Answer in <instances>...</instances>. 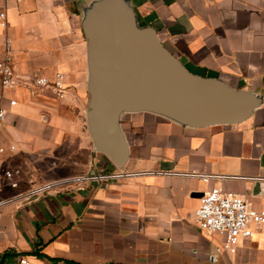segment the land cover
<instances>
[{"label":"crops","instance_id":"0c3cea01","mask_svg":"<svg viewBox=\"0 0 264 264\" xmlns=\"http://www.w3.org/2000/svg\"><path fill=\"white\" fill-rule=\"evenodd\" d=\"M91 0H0V59L21 74L64 76L66 93L3 90L0 200L24 186L63 182L37 200L0 207V264H264V224L234 254L196 220L200 194L222 187L264 211V0H129L140 27L194 75L262 97L245 121L190 128L151 113L122 115L133 176L66 182L116 169L86 126L87 42L79 5ZM16 100L10 106L8 100ZM11 146L15 149L11 150ZM223 176L209 182L191 175ZM217 249L219 251H217ZM211 256L215 259L211 262Z\"/></svg>","mask_w":264,"mask_h":264},{"label":"water","instance_id":"95a60500","mask_svg":"<svg viewBox=\"0 0 264 264\" xmlns=\"http://www.w3.org/2000/svg\"><path fill=\"white\" fill-rule=\"evenodd\" d=\"M79 8L87 42L86 126L95 152L114 168L124 170L129 156L124 114L206 128L241 123L262 104L259 95L189 72L153 28L138 25L129 0H91Z\"/></svg>","mask_w":264,"mask_h":264},{"label":"built area","instance_id":"2783aa9c","mask_svg":"<svg viewBox=\"0 0 264 264\" xmlns=\"http://www.w3.org/2000/svg\"><path fill=\"white\" fill-rule=\"evenodd\" d=\"M6 1V0H5ZM20 2L21 0H15ZM211 2L212 0H205ZM6 6L0 4V23L6 25ZM10 42H6V55L0 59V84L3 90L25 89L31 95H37L50 90L57 99H63L66 93L64 76L56 73L53 78L41 74H21L15 70L10 56ZM3 95L0 94V122L6 118L7 110L3 106ZM10 106L16 105V100H8ZM11 150L15 147L11 146ZM0 151H3L0 149ZM124 170H103L90 174L76 176L67 180L76 186L85 183L107 184L130 176ZM205 182L212 179H224L223 176L207 173H193ZM8 181L7 188L14 190L13 196L1 199L0 207L20 198L25 202L37 200L43 194L50 192L63 182L35 186L26 183L24 186L20 181L14 179L10 171L5 173ZM196 220L199 228L208 235L220 234L225 237L224 250L230 254L236 253L241 239H250L254 236L256 229L264 224V211L257 210L244 197L234 192L224 190L222 187H212L202 193L200 205L196 211ZM217 251H219L217 249ZM215 257L211 256L213 263ZM21 264H30L26 259H21Z\"/></svg>","mask_w":264,"mask_h":264}]
</instances>
